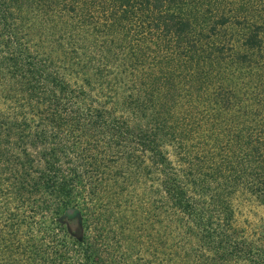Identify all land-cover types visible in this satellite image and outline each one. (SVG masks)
Segmentation results:
<instances>
[{"label": "trees", "instance_id": "1", "mask_svg": "<svg viewBox=\"0 0 264 264\" xmlns=\"http://www.w3.org/2000/svg\"><path fill=\"white\" fill-rule=\"evenodd\" d=\"M241 197L264 205V0H0V264H264Z\"/></svg>", "mask_w": 264, "mask_h": 264}, {"label": "rangeland", "instance_id": "2", "mask_svg": "<svg viewBox=\"0 0 264 264\" xmlns=\"http://www.w3.org/2000/svg\"><path fill=\"white\" fill-rule=\"evenodd\" d=\"M235 204H236L235 221L238 224V226L245 228L250 235L261 236L262 238H264V205L260 203L258 200L251 197H241L240 199L236 200ZM1 220L3 221L2 215H0V223H2L0 229L3 230L4 224ZM82 221H83V217L80 212L76 213V215L71 217H68L66 214H63L62 224H64L65 227H68L69 231L74 232L76 234L79 232V229L82 228ZM48 223L52 226L51 221L47 220L46 223L42 225V227H46ZM14 228L15 227L13 221H7V229L11 233L7 237H9L11 240L10 241L6 240V243H3L4 245L7 244V248H5L6 253L0 255V257L4 256L5 254L9 255L10 258H13L15 256L17 261L18 259L14 247L16 246V239H15L16 234ZM1 232L2 231H0V237L4 236L1 235L2 234ZM109 245L112 249L115 250L117 254H120L119 252L121 250H124L123 252H125L126 250L125 248L120 247L119 243L117 242L115 244L110 243ZM127 254L128 253H126V255Z\"/></svg>", "mask_w": 264, "mask_h": 264}, {"label": "water", "instance_id": "3", "mask_svg": "<svg viewBox=\"0 0 264 264\" xmlns=\"http://www.w3.org/2000/svg\"><path fill=\"white\" fill-rule=\"evenodd\" d=\"M68 211L71 212V209H69Z\"/></svg>", "mask_w": 264, "mask_h": 264}]
</instances>
